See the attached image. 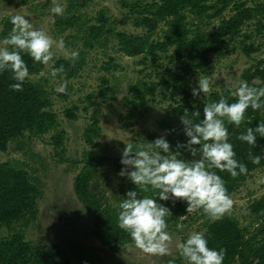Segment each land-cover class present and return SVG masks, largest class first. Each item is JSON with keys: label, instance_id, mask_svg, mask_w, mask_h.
Here are the masks:
<instances>
[{"label": "rangeland", "instance_id": "obj_1", "mask_svg": "<svg viewBox=\"0 0 264 264\" xmlns=\"http://www.w3.org/2000/svg\"><path fill=\"white\" fill-rule=\"evenodd\" d=\"M123 1L130 3L135 0H57L65 11L63 15H56L50 11L52 0H0V47L10 49L3 43L8 38L3 31L7 18L14 14L24 15L35 29H43L55 40H64V50L54 46L53 59L40 73L30 74L28 78L42 82L48 90L51 108L57 115V127L49 133L26 134L11 141L8 149L0 152V162L8 161L27 169L40 190L36 220L26 225L17 224L15 230L20 228L27 241L45 251L52 246L53 249L59 248L58 258L70 257L72 264H166L167 259L178 256L176 244L186 240L189 233L197 232L202 221L198 212H194L178 223L184 225L183 229H178L177 224L169 225L167 231L173 238L171 255L145 254L133 242L118 252L112 251L92 235L93 214L75 195L74 178L86 165V158H90L98 163L93 174L98 192H104L109 201L117 205V191H125L131 182L127 177L118 175L121 168L117 165L121 164L126 143L132 144L135 149L138 142H152L162 136L167 139V124H176L170 111L181 99L180 88L170 83L162 85L160 79L165 69L177 68L179 63L170 61V51L159 52L157 61L153 63L149 58L128 56L119 50L113 36L115 31L143 33L129 20H124L129 9L122 4ZM100 13L108 20L106 23L99 21ZM232 13L227 8L222 16L228 17ZM188 21L193 33H196L194 29L210 33L217 27L219 17L189 16ZM255 23V20L247 22L239 32L228 36L224 55H210V72L195 71L186 75V87L192 98V89L198 87L199 76L211 81V91L234 92L241 81L245 82L244 71L264 61V30L258 32ZM102 25L106 36L100 30L95 32ZM107 29H110L109 32ZM243 33L251 34V38L245 41L247 44L252 42L256 47L250 54L243 52ZM73 51L84 52L80 66L76 59L70 57ZM59 59L68 61L74 72L71 74L64 68L62 73L53 77L51 73L59 68L56 66ZM64 81L68 82L66 97L56 91ZM253 81L260 82L258 77ZM152 82L159 83L153 93L144 92V86L137 90L140 84ZM204 96L207 94L201 93L194 100L201 102ZM74 106L77 107L74 109L76 117L68 118L65 110ZM94 121L99 127L98 134L88 143L84 131ZM61 130L64 131L63 142L56 148L51 143V135ZM98 157L103 159L97 160ZM258 178H264V166L253 170L239 188L230 193L234 201L231 213L250 232L258 224L253 220L249 206L252 201L264 196V184H257ZM8 234L5 227L0 228V238ZM77 242L93 247L94 253L89 251L90 248L79 247ZM73 250H78L79 256L83 257L74 258Z\"/></svg>", "mask_w": 264, "mask_h": 264}, {"label": "trees", "instance_id": "obj_2", "mask_svg": "<svg viewBox=\"0 0 264 264\" xmlns=\"http://www.w3.org/2000/svg\"><path fill=\"white\" fill-rule=\"evenodd\" d=\"M122 4L129 9L124 20H129L134 27L143 30V33L115 31L113 36L119 50L128 56L141 55L143 59L149 58L153 63L157 61L159 52L170 51V61L179 63L177 68L165 69L160 79L162 85L170 83L180 88L181 99L170 111L176 124H167V139L175 151L178 143H186L187 137L180 120L185 109L188 110L193 121L198 123L203 119V109L206 103L218 102L221 97H226L229 103L237 100V97L232 95V90H226L224 92L210 91L201 102L195 101L187 90L186 75L195 71L210 72L212 69L210 55H224L228 36L239 32L245 23L255 20L256 30L258 32L264 30V0H152L151 2L135 0L130 3L123 1ZM227 8H230L233 13L228 17H223L222 13ZM212 9L214 10L209 13ZM189 16L219 17V23L210 33L199 29H194L196 33H193L188 21ZM100 20L104 21L103 23L108 21L102 13L99 15ZM12 27L10 17H8L3 34L9 36ZM103 27L104 25L97 27L95 32L100 30L102 35L104 33L106 36L107 33L102 31ZM250 38L251 34L243 33L242 44L245 54L256 50L252 42L246 43L245 40ZM9 47L11 50L12 46L9 45ZM22 58L27 64L29 75L40 73L45 66L35 62L27 53H22ZM83 59L84 52L80 51L76 63L80 66ZM262 62H257L244 71L243 79L249 85L264 87ZM56 64L59 67L63 65L71 74L74 72L66 60L59 59ZM256 77L260 82L253 81ZM16 82L12 79L10 71L0 72V152L6 151L11 141L23 138L26 134L29 136L42 135L57 127V115L51 108L50 95L43 83L27 78L23 83V90L15 91L10 88V85ZM158 84V82L147 85L143 83L137 87V90L144 86V92L153 93ZM59 95L66 97L67 93H59ZM141 98L143 99V95ZM74 109L77 107L65 110L68 118L76 117ZM195 111L200 112L199 117L193 115ZM261 121H264V108L256 111L249 108L238 128L225 119V125L229 131V142L236 153L235 158L247 164L249 170L247 175L242 174L233 178L227 171L213 169L226 182L229 194L237 190L253 170L264 166V138L257 134V146L255 147L238 139L241 133L246 134L249 127L255 128ZM98 129L97 121L86 127L84 136L88 143H91L93 137L98 134ZM63 135L62 130L51 135V143L54 147L58 148L62 144ZM150 138L153 139V136ZM179 150L182 158L193 159L192 156L186 155V149ZM250 152L261 156L258 165L251 163L248 159ZM100 159L102 160L103 157L97 158V160ZM85 162L86 165L74 178L75 195L93 214L92 235L110 250L118 252L126 244L132 242L130 236L118 227L119 204L125 199L129 190L137 191L140 197L153 196L154 193L151 189L144 192L130 182L125 191L122 189L117 191L115 195L117 205H113L104 192H98V183L96 179H93L98 165L97 161L86 158ZM117 167L122 169L123 165L119 164ZM39 195L40 190L27 169L8 161L0 162V228L5 227L9 231L8 236L0 238V264H72L70 257L58 258L61 251L59 248L53 249L52 246L45 251L27 241L20 228L15 230L17 224L26 225L36 220ZM160 202L165 203L172 210L173 215L167 218L168 225H176L183 221L181 217L187 214L185 202L177 201L174 205L172 201ZM249 208L253 220L258 224L252 232L247 226H242L232 213L225 215L219 221L212 222L202 210L197 211L198 217L202 219L197 232L205 234L210 248L226 249L223 264H253L255 259L260 264L264 261V222L262 221L264 219V196L252 201ZM77 244L79 247L84 246V249L90 248L89 251L92 254L95 251L93 247L80 242ZM77 251L73 250L76 256L74 258L83 257L79 256L80 253ZM166 264H188V262L179 253L177 257L167 259Z\"/></svg>", "mask_w": 264, "mask_h": 264}, {"label": "clouds", "instance_id": "obj_3", "mask_svg": "<svg viewBox=\"0 0 264 264\" xmlns=\"http://www.w3.org/2000/svg\"><path fill=\"white\" fill-rule=\"evenodd\" d=\"M52 3L50 11L63 15L65 7L57 0H52ZM10 22L13 27L3 43L12 46V49L0 47V72L10 71L12 79L17 81L10 88L22 91L23 83L29 78L22 53H27L35 62L48 65L54 56L53 47L63 51L65 44L62 38L57 41L43 29H35L24 15H11ZM70 57L77 59L79 52H71ZM63 71L61 65L53 69L51 75L55 77ZM197 83L198 87L192 89L194 98L211 91V81L207 77L199 76ZM67 86L68 82L64 81L56 91L66 94ZM232 95L237 97L236 102L229 103L226 97H221L218 102L206 103L203 119L198 123L185 109L180 120L188 139L186 143H178L177 150L173 151L163 136L152 142H138L135 149L132 144L126 143L122 150L123 168L118 175L127 177L144 192L151 189L154 193L153 196L140 197L137 191L129 190L119 204L118 227L143 253L160 257L172 254L170 245L173 238L167 231V218L173 213L160 201H172L173 205L177 201L185 202L187 214L181 219L202 210L212 222H216L231 213L234 201L226 182L213 169L227 171L233 178L247 175L249 170L247 164L235 158L225 119L238 128L249 108L253 111L264 108V87L241 81ZM193 115L199 117L200 112L195 111ZM257 134L264 138V121L255 128L249 127L246 134L241 133L238 139L255 147ZM181 148L186 149L193 159L182 158ZM248 159L258 165L261 156L250 152ZM256 183L264 184V178H258ZM183 227V224H177L178 229ZM208 245L203 232H191L186 241L176 244V248L188 264H223L226 249L216 250Z\"/></svg>", "mask_w": 264, "mask_h": 264}, {"label": "built area", "instance_id": "obj_4", "mask_svg": "<svg viewBox=\"0 0 264 264\" xmlns=\"http://www.w3.org/2000/svg\"><path fill=\"white\" fill-rule=\"evenodd\" d=\"M257 262H258V260H257V259H255V260L253 261V264H257Z\"/></svg>", "mask_w": 264, "mask_h": 264}]
</instances>
